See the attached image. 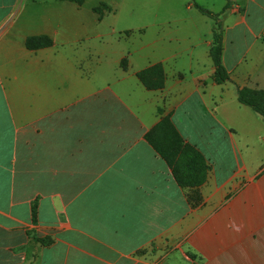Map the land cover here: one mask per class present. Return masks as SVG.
<instances>
[{"label": "crops", "instance_id": "obj_1", "mask_svg": "<svg viewBox=\"0 0 264 264\" xmlns=\"http://www.w3.org/2000/svg\"><path fill=\"white\" fill-rule=\"evenodd\" d=\"M195 5L222 24L224 84ZM243 88L264 90V0H0V264H264ZM163 117L207 160L198 204L144 139Z\"/></svg>", "mask_w": 264, "mask_h": 264}, {"label": "trees", "instance_id": "obj_2", "mask_svg": "<svg viewBox=\"0 0 264 264\" xmlns=\"http://www.w3.org/2000/svg\"><path fill=\"white\" fill-rule=\"evenodd\" d=\"M81 5L84 0H66ZM204 15L214 19L212 28V46L209 54L213 62L215 72L213 80L217 84L228 82L229 76L222 65V24L218 21L217 15L195 5ZM95 12H99L96 8ZM52 41L45 36L28 37L25 40V47L30 51L47 48ZM137 78L148 90H159L164 84L163 69L155 65L137 74ZM239 104L250 108L264 119V90L243 88L238 90ZM144 139L152 147L155 153L162 158L171 170L172 176L179 187L195 190L189 196L193 204H198L199 195L197 189L206 181L209 166L201 152L193 145L187 143L174 127L169 117H163L156 126L149 131Z\"/></svg>", "mask_w": 264, "mask_h": 264}]
</instances>
